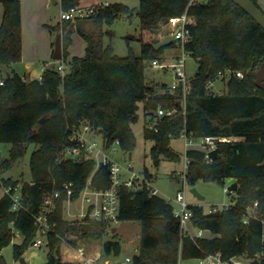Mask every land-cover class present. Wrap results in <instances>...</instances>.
<instances>
[{
	"label": "trees",
	"instance_id": "1",
	"mask_svg": "<svg viewBox=\"0 0 264 264\" xmlns=\"http://www.w3.org/2000/svg\"><path fill=\"white\" fill-rule=\"evenodd\" d=\"M79 1L65 0L64 5ZM253 1L261 7L257 0ZM1 2L0 68L6 72V81L0 84V142L12 145L8 158L0 152V189L20 183L2 177V173L24 157L30 143H37L38 147L30 158L32 179L22 183L23 206L13 209L11 196L4 190L0 195V251L20 233L21 241L13 243V250L17 259L23 256L37 233L34 215L45 192L55 188L61 190L62 196L50 215L52 230L48 233L45 264H74L63 257V238L73 244L81 238L99 240L105 257L121 253L120 240L106 238L108 223L91 218L68 219L64 215V183L74 182L73 198L77 197L95 167L94 160L66 159L57 163L55 158L65 142L67 125L82 119L88 120L109 142L120 138L122 148L132 152L137 141L132 123L138 120L141 104L149 118L158 106H178L176 113L162 117L158 130L147 128L145 122L144 135L154 140L151 153L155 159L164 155L180 160L171 139L180 136L184 129L195 137H238L221 141L211 162L206 161L203 150L187 149L190 162L186 180L194 185L198 179L223 183L226 177H232L239 186L233 202L220 208L219 213L217 209L207 212L201 204H190L192 224L213 233L196 238L182 232L180 219L165 197L152 194L145 186H121L118 219L141 222L139 250L132 255L130 264H178L180 258L193 259L208 253L221 252L223 257H229L264 251L262 221H243L247 207L255 201L257 215L264 217V88L251 75L264 60V28L250 14L234 0H140L141 54L130 49L128 55L120 56L112 44L104 42L106 33L113 35V31L104 30V25L130 12L126 3L115 1L86 18L93 22L92 27L78 28L86 40L82 56L67 59L73 22L47 23L62 34L66 74L62 76L51 65L45 67L40 78L24 80L13 68L15 62L22 60L23 52L21 0ZM184 12L194 18L185 48L199 60L185 112L178 103L181 89L172 91L162 82L163 91H159L147 81L145 66L146 61L162 58L164 51L153 46L150 37L154 29L160 30L161 21ZM226 69L241 70L244 76L226 75V89L214 92L208 80ZM144 171L149 179H154L146 168ZM108 173L107 168H99L94 184L107 186Z\"/></svg>",
	"mask_w": 264,
	"mask_h": 264
},
{
	"label": "built area",
	"instance_id": "2",
	"mask_svg": "<svg viewBox=\"0 0 264 264\" xmlns=\"http://www.w3.org/2000/svg\"><path fill=\"white\" fill-rule=\"evenodd\" d=\"M65 0H58L60 4L59 21H71L76 22L84 20L93 15H96L100 9L107 7L113 3L110 0H95L93 2H83L80 0L77 3L64 5ZM194 21L193 16L184 12L180 15L170 16L168 18V25H171L169 33L174 35L175 46L180 47L182 53H171L170 58L172 61H165L166 57L155 58L150 61L153 67L163 68L168 70L172 68L174 80L171 83L170 89L175 91L181 89V97L178 103L183 111H186V98L187 94L191 90V79L193 76L187 74L186 70V48L185 44L190 38V25ZM167 34V33H165ZM45 69L46 64L43 63ZM57 68L61 75L64 76L67 71V64L64 58L57 59L53 64ZM50 65V66H51ZM231 73H235L237 76H244V72L237 70L234 72L231 69L220 70L218 72L219 77H224ZM24 80H27L25 76H22ZM209 79L207 84L211 87L214 81L217 79ZM6 81V72L4 69H0V84H4ZM213 90V89H212ZM214 91V90H213ZM216 92V91H214ZM223 90L218 91V93ZM178 111V106H171L165 108L158 106L154 111V114L146 121V127L149 129L158 130L157 123L162 119L164 115H172ZM184 138L185 143V168L182 172L183 183L186 180V170L190 162L186 156V150L190 147L198 148L204 151L205 159L207 162L213 161L212 153L219 147L221 141H233L238 137L223 135L208 134L200 137H195L190 133H187L184 129L181 135ZM65 142L62 144L56 155V162L61 163L66 159H74L81 161L83 159L94 160L95 167L85 182V185L80 190L77 197L73 198L74 194V182H65L64 189H66V198L64 200V215L68 219H83L91 218L96 220H102L106 223H113L118 221V214L120 211V190L121 186L125 185L131 189H138L146 187L152 194H159L160 189L153 184V181L148 178L146 172L143 170L137 171L135 164L132 161V153L124 150L121 146L120 138H116L109 142L107 138L92 127L91 123L82 119L79 123L68 124L66 128V134L64 136ZM131 153V154H130ZM126 162V163H125ZM105 167L108 170L109 184L105 187H98L93 182V177L96 171ZM234 180H236L234 178ZM233 183V182H232ZM225 185L224 189L232 194L236 191L231 187V184ZM22 183L17 185H8L4 187V192L9 194L12 198V208L19 209L23 206L22 203ZM62 196L60 189L53 188L50 191H46L43 196L42 205L37 213H35V224L37 226V233L32 242L33 246L43 247L48 244V233L52 230L50 215L54 211L57 200ZM176 200L180 204V208H174V214L180 219V226L182 232L190 235L192 238L198 236H204L205 229L199 227L197 232H193L190 228L193 226L191 217L193 212L190 208V203H187L185 199V192L183 189H178L176 193ZM258 201L254 202V205L247 207L243 221L248 223L251 218H258L263 223L262 237L264 240V217H259L255 211V206ZM230 205V204H228ZM227 205V206H228ZM66 239L63 238V241ZM71 244L69 240H66ZM64 244V243H63ZM69 251L73 253L76 261L80 264H110L111 260L105 257L100 250H92L86 248V246H80L71 244ZM264 260V251L256 252L254 255L249 256L247 253H241L232 255L229 257H223L221 252L208 253L203 257L193 259L180 258L178 264H255L254 261ZM132 261V255H126L121 262L114 264H130Z\"/></svg>",
	"mask_w": 264,
	"mask_h": 264
},
{
	"label": "rangeland",
	"instance_id": "3",
	"mask_svg": "<svg viewBox=\"0 0 264 264\" xmlns=\"http://www.w3.org/2000/svg\"><path fill=\"white\" fill-rule=\"evenodd\" d=\"M110 1H122L126 3L130 12L127 15H122L117 18L111 24H105L104 30L113 31V35L105 34V44H112L115 53L120 56H126L129 50L132 49L136 54H141L142 41L140 40L141 34V20L139 16L140 0H110ZM257 3L264 10V0H257ZM60 4L54 3L53 0H21V14H22V40H23V58L21 62L16 63L15 70L19 74H23L31 70L32 74L39 76L38 73L43 70V63L46 66H50L52 61L57 59L53 58V49L55 47L58 31L52 30L48 27L47 23L56 24L59 22ZM3 19V6L0 1V23ZM72 43L69 46V53L67 59L69 60L73 55L82 56L85 54L86 40L79 33V27H92L93 22L84 19L73 22ZM159 29V28H158ZM171 25H168L165 21L160 22V30L158 33L151 35L153 42L161 39L165 33H169ZM128 35H133L129 37ZM171 53H182L180 47L166 46L161 54L162 57H166L165 61H172L170 58ZM186 70L187 74L193 76L199 66V60L186 51ZM44 71V70H43ZM146 79L150 84L156 85L159 91H163L161 87L162 82H166L168 85L174 80L172 68L164 70L163 68L153 67L151 64L146 68ZM228 76L225 78H217L211 89L218 92L226 89ZM138 120L132 123V127L136 134V146L132 150V161L135 164V169L141 171L146 168L151 176L154 178L153 184L160 189L159 195L165 197L174 208L179 209L180 204L176 200V193L178 189H183L185 192V199L187 203L201 204L208 212L211 209L216 210L227 206L233 202L234 194L224 189L225 185H229L234 181L232 177H226L224 182L216 180L204 181L198 179L194 184L199 191L205 195V198L198 199L191 191V184L187 180L183 183L182 172L185 168V143L182 136H174L171 139V146L177 152L181 158L180 160H173L167 156L160 155L158 159H155L151 153V147L154 144V140L146 138L144 135V125L149 119L148 115H145L142 104L138 109ZM10 142H0V152L3 158L10 156ZM38 147L37 143H30L28 145L26 154L23 158L18 159L12 168L2 173L4 178L17 179L20 183L30 181L32 179V173L30 169V158L33 151ZM158 160V162H156ZM126 163V162H125ZM4 189H0V195ZM109 228L106 238L119 239L122 245V251L118 255H109L111 263L114 264L121 262L126 255H133L139 250L141 222L139 220H118L113 223H108ZM113 227H117L115 231H112ZM193 232H197L199 227L193 225L190 228ZM204 236H212V232L209 229H205ZM20 233L16 234L13 241L2 247L0 253L6 261V264H21V257L16 258L14 256L13 243L20 242ZM63 257L70 259L74 264H80L75 260L73 253L69 251L71 244L66 240L63 242ZM75 245L86 246V248L92 250H100L102 252L101 244L99 240H87L81 238ZM23 257L28 264H45L48 259V249L46 246L37 247L29 246L23 254Z\"/></svg>",
	"mask_w": 264,
	"mask_h": 264
},
{
	"label": "water",
	"instance_id": "4",
	"mask_svg": "<svg viewBox=\"0 0 264 264\" xmlns=\"http://www.w3.org/2000/svg\"><path fill=\"white\" fill-rule=\"evenodd\" d=\"M238 5H240L248 14H250L263 28H264V11L261 7H259L253 0H234ZM168 22V18L165 20ZM155 33L159 32L158 28L154 29ZM132 37L133 35H128ZM174 35L172 33L164 34L163 37L155 42H153V46L156 50L169 46L173 43ZM63 57V44H62V34L58 33L56 38L55 47L53 49V58L61 59ZM145 66H149V61L145 62ZM9 75V74H8ZM251 75L255 77V81L258 86L264 88V60L260 63V65L251 71ZM132 153V152H131ZM130 153V154H131ZM158 162V160L156 161ZM239 183L237 180H234L231 184V187L236 191L238 189ZM190 191L200 200L205 198V195L202 194L199 189L192 185L190 187ZM217 213L220 212V209L216 210ZM117 227H113L112 231H115ZM2 237L1 225H0V240ZM255 264H260V261L255 260ZM0 264H6V261L2 257L0 253ZM21 264H28L25 258L21 257Z\"/></svg>",
	"mask_w": 264,
	"mask_h": 264
},
{
	"label": "crops",
	"instance_id": "5",
	"mask_svg": "<svg viewBox=\"0 0 264 264\" xmlns=\"http://www.w3.org/2000/svg\"><path fill=\"white\" fill-rule=\"evenodd\" d=\"M1 1V0H0ZM93 1H95V0H83V2H93ZM53 2L54 3H59L58 2V0H53ZM122 2V1H121ZM2 3V2H1ZM260 5H262V4H260ZM3 6V5H2ZM263 6V5H262ZM262 8V7H261ZM263 9V8H262ZM1 24V23H0ZM22 58H23V54H22ZM18 62H21V60L20 61H18ZM18 62H15L14 64H13V68L15 69V65H16V63H18ZM55 61H52V64L54 63ZM0 69H2V67L0 68ZM43 70H44V68H43ZM43 70H42V72H39L38 73V77L37 78H40L41 77V75H42V73H43ZM22 76H25L26 77V79L27 80H29V79H31V78H36V76H34L33 74H32V72H31V70H28V72H25V73H23L22 74ZM196 203V202H195ZM213 234V233H212Z\"/></svg>",
	"mask_w": 264,
	"mask_h": 264
}]
</instances>
